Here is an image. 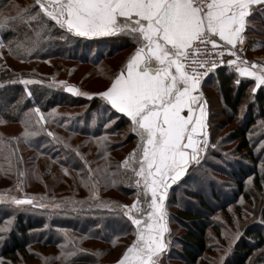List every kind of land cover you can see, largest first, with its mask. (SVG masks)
I'll return each mask as SVG.
<instances>
[{"label":"trees","instance_id":"16d2710c","mask_svg":"<svg viewBox=\"0 0 264 264\" xmlns=\"http://www.w3.org/2000/svg\"><path fill=\"white\" fill-rule=\"evenodd\" d=\"M24 8L30 9L29 15L40 11L35 0H0V19ZM248 21L246 61L264 54V9L255 6ZM0 42L1 55L28 63L77 56L70 50L80 38L40 13L34 21L25 17V22L12 21L0 29ZM82 55L83 62L95 59L93 79L106 83L103 91L116 69L100 65L102 54ZM1 57L0 194L6 193L7 199L0 201V227L7 226L9 232L0 233L7 235L0 242V262L15 264L22 258L40 264L115 263L133 241L135 226L102 205H130L142 191L131 168L122 167L138 144L130 120L98 96L68 94L65 85L56 87L50 77ZM232 68L208 74L216 77L207 88L219 101L220 118L210 123L209 147L200 163H192L167 195L166 204L175 208L170 221L183 232L166 233L172 241L165 240L160 264H264V86L252 92L255 81ZM24 79L39 83L24 85ZM206 100L209 105L208 96ZM36 107L55 138L36 123L30 113ZM26 127L37 135L25 140ZM190 182L192 189L185 186ZM12 197L42 200L44 207L15 205ZM30 247L50 253L36 256ZM62 252L73 255L65 260Z\"/></svg>","mask_w":264,"mask_h":264},{"label":"snow or ice","instance_id":"6c2138e0","mask_svg":"<svg viewBox=\"0 0 264 264\" xmlns=\"http://www.w3.org/2000/svg\"><path fill=\"white\" fill-rule=\"evenodd\" d=\"M35 3L40 10L35 15H29L28 8L20 9L15 16L0 19V29L12 21L25 22V17L34 21L43 13L76 36L123 34L136 44L106 90L87 93L67 85L66 91L89 98L98 96L111 109L130 119L131 131L139 137V143L122 161V167L131 168L142 191L130 205L112 202L102 207L122 213L135 226V239L116 264H160L167 249L164 236L169 232L165 210L168 190L185 175L190 164L200 163L202 153L209 147L207 100L200 91L202 74L197 69H204L206 76L218 64L215 60L210 65L201 62L198 56L209 54L207 46L221 58L228 53L234 59L226 62L221 59V64L234 67L240 77L255 78L252 92L264 86V62L259 65L251 62L247 66L249 62L238 55L243 49L237 48L250 26L248 17L255 6L264 9V0H35ZM198 45L206 47L202 51ZM239 82L237 79L236 83ZM21 83L39 81L24 79ZM30 113L43 129L46 117L40 108L31 109ZM35 135L27 127L22 133L25 140ZM47 135L55 138L50 131ZM4 199L0 195V201ZM10 202L33 204L31 199L15 197ZM8 230L7 226L0 227V233ZM72 255L61 253L65 260Z\"/></svg>","mask_w":264,"mask_h":264},{"label":"rangeland","instance_id":"374dc122","mask_svg":"<svg viewBox=\"0 0 264 264\" xmlns=\"http://www.w3.org/2000/svg\"><path fill=\"white\" fill-rule=\"evenodd\" d=\"M72 46L73 47H71L72 49L70 51L76 52L77 56L71 55V57H69V58L60 57V58L49 59L48 61L44 60V61H31L28 63H20V62H16L15 60L9 58L5 54L4 55L0 54V60H3V58L1 57V56H3L4 60H8L9 63L13 64L16 67L35 69L38 71V73H40L44 76L50 77V80H52V82L56 84V87H60V84H58V82L64 81V82H66V84H64L65 86L74 85L81 92L95 93L99 90L101 91V88L106 83L101 81V79H97V80L93 79L95 77V74H96V67L93 64H91V62H93L95 59L94 60L91 59V60L86 61V62H83L80 60L81 59L80 56H83L82 54H88V56L90 58L91 55H92V57H94L93 54H95L96 51L94 49L90 48L88 45L84 44L81 40H80V43H78V42L74 43V45H72ZM74 46H77V47H74ZM73 50H75V51H73ZM79 54H81V55H79ZM96 55H97L96 58H98L100 54L96 53ZM248 56H250V55H248ZM248 62H249V65L251 64V62H255L257 65H259L260 63L264 62V54L252 55L251 57H249ZM108 64L112 66V64L110 62H108ZM249 65H247V66H249ZM234 70L232 72L237 73ZM237 75H239V74L237 73ZM246 78H253V77H246ZM253 80L255 81V78H253ZM33 81H37V80L33 79ZM212 83L215 84V79L212 81ZM255 85H256V81H255ZM52 87H53V85H52ZM203 91H204L203 96L205 98H206V96H208V99H209V101H208L209 105L207 103V112H208L207 131H208L210 128V123L211 122L215 123L220 118V116H219L220 115V113H219L220 108H219V101L215 98L214 94H212L213 93L212 90L210 88L206 87V88H204ZM77 96H80V95H77ZM91 121L95 122L96 121L95 117H93ZM44 128H45L46 132L50 131L48 129L46 121L44 122ZM203 154L204 153H202V155ZM183 177H181V179ZM179 181H177V182H179ZM176 183H173L171 185V187H173ZM185 186H187V188H190V189L193 188V187H191V182L187 183ZM171 187L169 188V191L167 193L168 196L170 195L169 192H170ZM2 191H5V189H2ZM9 193L15 194L17 192L16 191H13V192L9 191ZM5 194L6 193H4L2 196L5 197V200H6L7 195H5ZM168 196L166 197V201H165V210L167 213L166 220H167L168 229H169V232L167 234L170 235L173 232V235H176V234L179 235L183 232V230L176 223L170 221V212L175 210V208L172 205L166 204ZM15 198H17V197H15ZM5 200H3V201H5ZM38 201H39V203H38ZM126 201L128 202L129 199ZM42 202H43L42 200H37V202H36V200H33V204H36V205H38L40 203L42 205L43 204ZM183 204H186V202L184 203V201H183ZM192 208L195 209V206H193ZM7 232H9V230ZM7 232H6V234H7ZM6 236L3 235V239H0V242H3V240H5V238H6ZM131 238L132 237H130L129 241H131ZM134 239H135V235L133 237V240ZM164 239L168 242V244H169V242L172 241L169 236L167 237L166 234L164 236ZM172 244H171V246H172ZM170 248H172V247H170ZM30 251L32 254H35L36 256L40 255L41 253H43L44 255H49V253H50V250L46 249V251H43V250L39 249L38 247H30L29 252ZM51 254H54V252ZM61 258L63 259V257H61ZM107 261H112V259L111 258L107 259ZM0 264H2V262H0ZM15 264H40V262L38 260H35V259H31V260L25 259L23 261L22 258H20L19 261ZM174 264H179V263L177 261H175Z\"/></svg>","mask_w":264,"mask_h":264},{"label":"crops","instance_id":"0c3cea01","mask_svg":"<svg viewBox=\"0 0 264 264\" xmlns=\"http://www.w3.org/2000/svg\"><path fill=\"white\" fill-rule=\"evenodd\" d=\"M246 30H247V28H246ZM245 33H246V31H245ZM245 33H244V36H245ZM74 36H76V35H74ZM79 38L84 44H86L90 48L94 49L96 51V53L104 55L105 58L100 62V65H106V67H107V65H109L108 62H110L112 64V66H114V68L116 69V74L120 71L121 67L126 62L127 58L134 51V49L136 47V44L134 43V41L128 35H123V34L122 35H113V36L92 37V38H85V37H79ZM238 45H242L244 48H246V56H247V42L245 41V39H244L242 44H238ZM109 54H110V56H108ZM226 66L229 67L228 65H226ZM250 66H251V64L249 65V67ZM97 67H99V64ZM232 69H234V68H232ZM114 76L112 77V79L114 78ZM207 77L204 79L203 82H201V85H200V91H202V93L204 92L203 91L204 88H206L207 85L209 86V80L211 81L212 79H214L215 76L213 75V72H212ZM112 79H110V82L106 86V88L110 86ZM106 88L104 90H106ZM120 114H122V113H120ZM122 115H124V114H122ZM125 117L128 118L127 116H125ZM136 137H137L138 143H139V137L137 135H136Z\"/></svg>","mask_w":264,"mask_h":264},{"label":"built area","instance_id":"2783aa9c","mask_svg":"<svg viewBox=\"0 0 264 264\" xmlns=\"http://www.w3.org/2000/svg\"><path fill=\"white\" fill-rule=\"evenodd\" d=\"M198 47L201 48V50L203 51L205 49L206 46L204 45H198ZM209 48V54L207 56L205 55H200L198 56V59L201 62L207 61L210 65L211 61L215 60L218 64V67L214 70L220 69L223 66L227 65L226 63L221 64L220 60L223 59L225 62L229 59H234V57L230 56L228 53H225V55L223 56V58H221L220 56H218L215 52H211L210 51V46H207ZM237 48H242L243 52H238V55L241 56L242 58L245 57L246 54V48H244L242 45H237ZM192 56L195 58L196 57V53H193ZM195 67V65H193ZM201 74H202V79L201 82L204 80V78L210 73H208L206 76L203 75V72L205 71L204 69L198 68L197 69ZM213 70V71H214Z\"/></svg>","mask_w":264,"mask_h":264},{"label":"water","instance_id":"95a60500","mask_svg":"<svg viewBox=\"0 0 264 264\" xmlns=\"http://www.w3.org/2000/svg\"><path fill=\"white\" fill-rule=\"evenodd\" d=\"M66 87H67V86H65V92H66V93L71 94V95H75V94H72V93L67 92V91H66ZM186 171H187V170H186ZM112 264H116V262H115V263H112Z\"/></svg>","mask_w":264,"mask_h":264}]
</instances>
